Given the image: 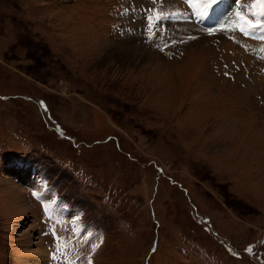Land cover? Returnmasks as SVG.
<instances>
[{"label": "rangeland", "instance_id": "374dc122", "mask_svg": "<svg viewBox=\"0 0 264 264\" xmlns=\"http://www.w3.org/2000/svg\"><path fill=\"white\" fill-rule=\"evenodd\" d=\"M227 2L189 39L132 0H0V264H61L57 237L78 264H264V16Z\"/></svg>", "mask_w": 264, "mask_h": 264}, {"label": "snow or ice", "instance_id": "6c2138e0", "mask_svg": "<svg viewBox=\"0 0 264 264\" xmlns=\"http://www.w3.org/2000/svg\"><path fill=\"white\" fill-rule=\"evenodd\" d=\"M222 3V0H205L204 3L199 5V14L203 17V16H208L210 17L212 13H214L217 9V7ZM253 8H258L259 11L258 12H254L253 15H260V16H264V0H256V3L252 5ZM172 15L171 13L165 14L161 11H157L155 12V16H156V20L162 21L163 19L166 18V16H170ZM235 15L243 20L246 21V23L248 24V26L250 28H259L260 27V23L259 22H254L251 19H248L247 17L243 16L242 13H235ZM241 31H244V28L240 29ZM211 34V33H210ZM189 39H196V37H189ZM183 42V41H181ZM264 50V49H262ZM53 232L55 233V228H53ZM58 240V246L56 248V250L52 253V259L53 260H57L60 261L61 264H78L79 259L81 258L79 256V254H77L76 257L74 258H69V253L71 251L72 248H74V245H69L66 242V238H61V237H57ZM61 241H64L62 246H63V251H61ZM95 250V248L93 247V251ZM250 250V249H249ZM87 264H93L92 259H91V254L88 255L87 257Z\"/></svg>", "mask_w": 264, "mask_h": 264}, {"label": "bare ground", "instance_id": "6f19581e", "mask_svg": "<svg viewBox=\"0 0 264 264\" xmlns=\"http://www.w3.org/2000/svg\"><path fill=\"white\" fill-rule=\"evenodd\" d=\"M226 17H227V15H226ZM31 247L33 248L34 246H31ZM45 254H46V252H45V249H44L43 244L41 242L37 243L36 247H34L33 250L27 251L25 253L27 258L33 259L32 262L30 261L31 263L29 262L30 264H44L43 262H45V259H46ZM46 261H47V259H46ZM29 263H27V264H29Z\"/></svg>", "mask_w": 264, "mask_h": 264}]
</instances>
